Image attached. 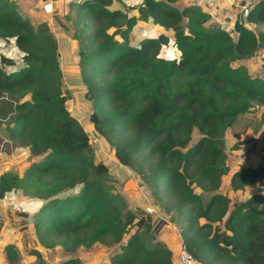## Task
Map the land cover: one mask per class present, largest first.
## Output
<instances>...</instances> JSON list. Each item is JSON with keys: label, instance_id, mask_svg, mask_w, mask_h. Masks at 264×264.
I'll use <instances>...</instances> for the list:
<instances>
[{"label": "trees", "instance_id": "obj_1", "mask_svg": "<svg viewBox=\"0 0 264 264\" xmlns=\"http://www.w3.org/2000/svg\"><path fill=\"white\" fill-rule=\"evenodd\" d=\"M176 1L70 3L81 24L71 36L78 45L79 78L96 116L92 128L139 177L151 204L177 227L197 264H264L261 188L232 204L218 192L228 171L224 131L264 106V78L231 65L264 50V0L239 1L246 5L244 21L263 28L256 32L236 21L235 38L200 6L179 9ZM87 21L96 25L88 28ZM139 23L169 29L173 36L161 33L133 44L130 36ZM170 41L179 58L159 55ZM65 101L48 23L34 25L11 0H0V115L9 114L8 139H24L37 158L22 176L0 174V201L23 196L25 217L30 212L25 209L38 206L30 212L32 226L27 218L12 221L20 234L33 229L29 255L35 264H46L43 252L56 248L70 254L118 244L109 264H173L171 250L153 235L157 213L138 200L130 208L113 189L107 164L94 161L88 134ZM193 132L199 137L191 142ZM262 168L264 156L260 167L234 172L229 188L242 192L261 183ZM4 250L9 264L18 260L13 244ZM58 264L81 261L67 257Z\"/></svg>", "mask_w": 264, "mask_h": 264}, {"label": "rangeland", "instance_id": "obj_2", "mask_svg": "<svg viewBox=\"0 0 264 264\" xmlns=\"http://www.w3.org/2000/svg\"><path fill=\"white\" fill-rule=\"evenodd\" d=\"M11 1L16 5L19 13L22 16L29 18L34 25H37L41 21L48 23L57 42V52L61 62L62 91L66 98L65 105L70 114L77 118L84 126L92 146L94 161H101L107 164L109 175L111 177V186L126 198L130 208L134 206L133 203L137 200L140 201V203L144 202L147 205H151L148 208V211L152 210L154 211V214L155 212L157 213L155 214L156 222L154 224L153 233L155 239L164 242L163 239L167 237L171 238V235L173 234L172 226L174 224L169 223V217L167 215L165 216L163 213H159L154 205L151 204V198L148 192L141 186L139 177L131 169L122 166L117 161L113 150L110 149L108 144L101 137L95 134L92 128L91 116L93 114V109L91 101L85 94L86 88L79 78L77 66L78 45L77 41L71 36L74 31L81 28V24L77 22L75 11L70 8V3L74 0H45L52 5L51 13L44 12V0ZM191 4L200 5L204 11L211 14L213 23L230 32L234 38L236 37L234 31V24L236 21L244 22L246 26L252 28L256 32L263 28L262 24H253L244 21L243 11L245 9L242 11L241 5L237 0H234V3L226 0H216V2H206L204 0H177L174 3L179 9ZM87 23L88 28H92L96 25L93 21H87ZM183 23H185V19ZM63 27H65V29ZM161 33L171 38L173 36V32L169 29H163L159 26H154V28H152V26L139 23L138 28H136L135 31L133 30L130 36V41L133 44H137L144 37L157 36ZM13 48L14 47H12L11 50L13 51L12 54H17L18 51ZM159 55L166 58H179L171 41L166 45H162ZM231 65H243L248 69L250 75L264 78V50L259 49L251 58L232 62ZM262 114L264 120V112ZM8 121L9 119L6 121L0 120V173L14 171L22 176L27 166L37 158L31 155L29 147L25 145L26 141L24 139L16 141L8 139L6 132V124ZM235 130L236 129L232 128L230 131L233 133ZM226 131L227 129L224 131V141ZM198 137V133L193 132L191 142H194ZM18 200L17 196L8 195L4 203L3 201H0V229H3L4 233L6 232V234L11 236V241H15L16 239L19 240V258L22 255H25L26 258L28 257L33 262L34 257L30 256L28 253L31 249L30 241L34 234L33 229H30L29 233H24V231H22L23 233L21 232V234H19V230L12 226V221L18 220V222H21L22 218H27L29 219V224L32 226V215L34 213L29 212V217H25L24 214H22L21 203L18 202ZM4 222H6V224H4ZM133 231L134 229H132L130 233ZM16 236L18 237L16 238ZM128 236L129 233L124 235L119 244H123ZM10 242L7 244H12ZM118 249V244L108 247L101 244H95L89 249L81 248L73 253L67 254V257L78 256L79 259L82 260V264H109V256L118 251ZM18 260L13 264H18ZM57 261L60 260L53 259L50 264H53V262L56 263Z\"/></svg>", "mask_w": 264, "mask_h": 264}, {"label": "crops", "instance_id": "obj_3", "mask_svg": "<svg viewBox=\"0 0 264 264\" xmlns=\"http://www.w3.org/2000/svg\"><path fill=\"white\" fill-rule=\"evenodd\" d=\"M204 1L216 2V0H204ZM226 1L229 2L231 1V3H234V0H226ZM245 6L246 5L244 6L241 5L242 11L245 9ZM2 107H3V103L0 102V109ZM263 112H264V106H258L256 107L254 112L245 113L239 116L238 119L230 127L227 128L225 135V152H226V165L228 167V171L221 177V184L218 189V192L225 195L229 199L230 204L234 202L243 201L245 198L256 193L261 188L260 182L256 181L253 184L247 185L242 192L232 191L229 188V182L234 172H236L238 169L248 168V167L257 168L260 167L262 164V157L264 156V146L262 142V138L264 137V120L262 118ZM8 117L9 114H7V116L4 118L2 117V115H0V120L6 121ZM232 128L236 129L233 133H231L230 131L232 130ZM261 189H260V194L264 196V190ZM15 196H17V198L19 199L18 202H20L21 204L25 203L23 196L20 195H15ZM205 196H204L205 198L204 200L207 199V194ZM5 200H3V203L5 202ZM263 206H264V202H263ZM6 222H4V224H6ZM172 229H173V234L171 235V238L167 237L163 239L164 240L163 243L171 250L172 259L173 261H175L179 246L181 245V240L177 228L173 225ZM10 237L11 236L6 234V232L4 233L3 229H0V264H9L6 258V252L4 250V247L5 245H7V243L11 241ZM17 237L18 236H16V238ZM10 243H12L15 246L19 259L18 264H34L35 259L32 262L28 257L26 258L25 255H22L19 258L20 244L18 239H16L15 241H11ZM67 254L68 253H64L61 249L56 248L53 251L43 252V258L46 261V264H50L51 260L53 259H58L61 261L62 259L67 257ZM74 257L79 258L78 256H74ZM60 261H57L56 263L53 262V264H58ZM80 261L82 264L81 259Z\"/></svg>", "mask_w": 264, "mask_h": 264}, {"label": "built area", "instance_id": "obj_4", "mask_svg": "<svg viewBox=\"0 0 264 264\" xmlns=\"http://www.w3.org/2000/svg\"><path fill=\"white\" fill-rule=\"evenodd\" d=\"M43 10L45 13H51L52 11V5L50 2L45 1L43 4ZM261 188L264 190V175L261 178ZM151 212H154L152 210H149ZM173 264H197L194 257L189 253L187 248L184 245H180L178 252H177V257L176 260L173 261Z\"/></svg>", "mask_w": 264, "mask_h": 264}, {"label": "water", "instance_id": "obj_5", "mask_svg": "<svg viewBox=\"0 0 264 264\" xmlns=\"http://www.w3.org/2000/svg\"><path fill=\"white\" fill-rule=\"evenodd\" d=\"M45 1V0H44ZM91 121L92 122H95L96 121V116H95V114H92V116H91ZM264 175V168H262V170H261V178H262V176Z\"/></svg>", "mask_w": 264, "mask_h": 264}, {"label": "clouds", "instance_id": "obj_6", "mask_svg": "<svg viewBox=\"0 0 264 264\" xmlns=\"http://www.w3.org/2000/svg\"><path fill=\"white\" fill-rule=\"evenodd\" d=\"M26 211H30V212H34V211H36V208L35 207H33V208H31V209H25Z\"/></svg>", "mask_w": 264, "mask_h": 264}]
</instances>
